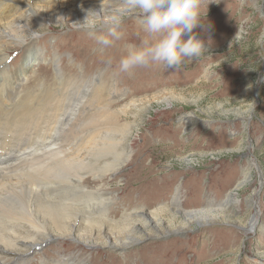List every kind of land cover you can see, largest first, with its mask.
I'll return each instance as SVG.
<instances>
[{
    "label": "rangeland",
    "instance_id": "1",
    "mask_svg": "<svg viewBox=\"0 0 264 264\" xmlns=\"http://www.w3.org/2000/svg\"><path fill=\"white\" fill-rule=\"evenodd\" d=\"M119 2L101 18L90 12L82 15L83 20L96 21L92 28L67 20L27 22L32 27H13L18 38L12 43L4 45L0 38L1 47L9 46L3 78L17 92L15 99L26 105L36 101L41 110L56 105L57 124V118L50 125L43 120L45 133L39 138L50 147L98 146L105 133L117 135L111 126L137 124L125 149L128 160L114 179L106 180L114 202L108 214L90 217L76 210L71 230L79 224L80 241L65 237L43 242L29 255L30 261L65 264L74 256L78 264H125L123 256H130L131 264H264V47L256 43L264 32V0L203 4L208 11L204 23L212 28L194 32L208 48L205 56L178 68L153 63L128 72L119 69V60L145 33L136 11L125 10L126 0ZM99 19L119 22L120 38L109 36L113 43L108 47L98 38L108 36L116 22L103 25ZM101 87L108 92L118 88L125 95L102 108L95 95ZM115 108L124 114L118 118L112 113ZM40 128L34 122L33 130ZM47 144L38 148H50ZM17 155L15 151L11 157L16 160ZM99 162L82 172H101ZM230 196L232 203L226 204ZM174 200L178 206L172 205ZM167 204L170 211L157 214L158 219L149 213ZM177 208L185 214L172 211ZM129 214L144 225L146 218L156 217L161 229L174 231L142 237L123 255L98 243V235L107 232L108 238L102 239L110 240L122 232L109 218L121 220ZM92 219L102 225H88ZM47 227L59 230L49 218ZM62 251L68 253L64 258L57 254ZM93 254L98 257L91 261ZM111 254L118 259L108 262Z\"/></svg>",
    "mask_w": 264,
    "mask_h": 264
},
{
    "label": "bare ground",
    "instance_id": "2",
    "mask_svg": "<svg viewBox=\"0 0 264 264\" xmlns=\"http://www.w3.org/2000/svg\"><path fill=\"white\" fill-rule=\"evenodd\" d=\"M89 1L0 0V38L3 39L4 45L7 42L8 44L12 43L15 38H18L16 34L12 33L13 27L20 30L28 26L32 27L27 22L52 23L67 20L75 22L77 26L92 28L96 25V21L83 20L82 15L86 17L90 12L101 18L109 6H117L120 3V0H95L96 4ZM91 8H94V12ZM117 21L99 19L97 22L109 25V23ZM33 33L37 32L33 31ZM8 50L9 46L1 47L0 44V134L6 132L7 135H10L7 139L6 136L0 135L2 138L0 139V158L5 160L0 161V264H33L29 255L36 253L43 242L58 241L65 237H73L80 241L82 235L79 233V224L74 232L71 230L76 210L84 211L86 215L89 213L90 217L93 215L96 217L97 212L99 217H105L108 214L114 202L106 180L114 179L125 161L128 160L125 149L126 146H129V139L134 135L137 124L125 122L120 127L111 126L112 131L117 135L105 133L98 146L80 149L50 147L45 140H39L45 133L43 120L47 119L46 124L50 125L53 119L57 118V121L53 122V124H57L60 114L55 110L56 105L53 106L54 108L46 107L47 109L41 110L43 105L41 104V108H39L40 104L36 101H31L26 105L15 99L17 92L14 88H9L5 84L6 79L3 78V70L6 68L5 63L9 57ZM56 68L60 72V59L56 60ZM1 85L3 86L1 87ZM102 87L95 94L99 96L102 108L118 102L125 95L118 88H111L108 92L106 88ZM56 94L58 93L56 92ZM167 101L169 102V100ZM40 111L43 112L41 117ZM112 113L119 118L124 114V111L115 108ZM47 114H49V118H47ZM15 115H19V118H16ZM34 122L41 126L40 130H33ZM65 139H69V137ZM45 144L50 148L44 147L45 150L38 148L39 145ZM33 146L36 151H32ZM75 146L79 145L75 144ZM26 149H31V151L25 152ZM15 151L18 153L16 160L11 157ZM27 153L28 155H25ZM110 155L115 158L110 159ZM99 160L98 166L103 169L100 170L101 172L91 171V174L88 173L89 171L82 172L89 165L94 167V162ZM108 172L110 174H107ZM231 197L226 201V204L232 203ZM172 205L178 206L179 203L174 200ZM169 209L170 205L167 204V206L163 205L162 208H157L149 213L157 217V214H164L170 211ZM172 211L181 215L185 214L182 209L178 208ZM191 216L195 215L191 214ZM64 217L68 220L63 221ZM123 217L121 220L109 218L113 224L117 223L122 227L121 233L114 235L110 240L102 239L108 238L107 232L102 237L99 235L97 237L100 241L98 243H101L102 246L117 250L122 255L124 249L131 247L142 237L174 231L167 228L161 229L158 225L159 222L158 224L155 222L158 217H155L156 219L146 218L145 225L141 223L142 221L132 219L130 214ZM47 218L51 219L55 228L59 229L57 232L47 227ZM86 223L102 225L96 219L86 221ZM182 228L180 226L175 230L178 231ZM57 254L64 258L68 253L62 251ZM97 255L93 254L91 261L97 260ZM116 256L111 254L108 262L118 259ZM71 259L74 261L69 262ZM124 259L127 260L125 264H131L130 256H123ZM65 264L78 263L76 258L71 256L65 260ZM149 264L157 263L149 262Z\"/></svg>",
    "mask_w": 264,
    "mask_h": 264
},
{
    "label": "clouds",
    "instance_id": "3",
    "mask_svg": "<svg viewBox=\"0 0 264 264\" xmlns=\"http://www.w3.org/2000/svg\"><path fill=\"white\" fill-rule=\"evenodd\" d=\"M210 2L211 0H126L125 10L136 11L145 36L139 45L126 47L125 54L119 60V69L128 72L146 68L153 63L166 68H178L188 60L205 56L208 48L194 30H211V23H204L208 11L205 13L202 8L203 4L208 6ZM118 24L117 21L112 26L108 36L98 38L101 45L108 47L113 39L120 38V33L116 30ZM241 31L239 25L235 37L237 40ZM243 34L247 35L246 32ZM109 36L113 39H109ZM256 43L264 47V32L257 36Z\"/></svg>",
    "mask_w": 264,
    "mask_h": 264
}]
</instances>
